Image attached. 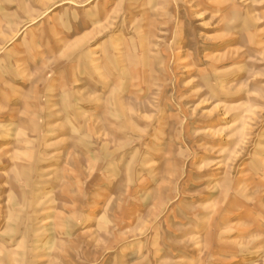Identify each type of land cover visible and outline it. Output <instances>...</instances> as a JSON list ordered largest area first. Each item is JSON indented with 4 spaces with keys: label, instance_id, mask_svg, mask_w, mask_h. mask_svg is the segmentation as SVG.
I'll use <instances>...</instances> for the list:
<instances>
[{
    "label": "rangeland",
    "instance_id": "374dc122",
    "mask_svg": "<svg viewBox=\"0 0 264 264\" xmlns=\"http://www.w3.org/2000/svg\"><path fill=\"white\" fill-rule=\"evenodd\" d=\"M0 264H264V0H0Z\"/></svg>",
    "mask_w": 264,
    "mask_h": 264
}]
</instances>
